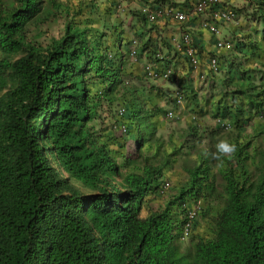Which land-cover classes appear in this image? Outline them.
Wrapping results in <instances>:
<instances>
[{"label":"trees","instance_id":"1","mask_svg":"<svg viewBox=\"0 0 264 264\" xmlns=\"http://www.w3.org/2000/svg\"><path fill=\"white\" fill-rule=\"evenodd\" d=\"M244 1L246 7L236 9L244 11L241 29L233 34L239 63L220 66L231 78L250 84L252 66L243 62L264 53V35L254 39L249 32L264 26V0ZM64 4L0 0V264H264V145L254 141L234 149L236 167L220 168L221 190L204 184L207 176L198 168L189 170L188 183L174 186L179 197L199 186L200 194L215 192L221 203L211 219L213 237L193 236L191 248L180 255L170 209L177 193L168 197L167 207L143 211L159 194L169 158L154 164L143 156L138 165L132 164L135 155H125V164L118 165L109 138L87 125L96 118L100 99L125 101L129 124L145 118L135 93L130 92L129 102L126 91L120 92L122 71L105 61L104 34L67 21L59 37L41 44L35 38L39 31H29L57 13L75 16ZM188 4L176 3L184 10ZM28 32L33 34L28 37ZM150 41L146 38L145 48ZM194 42H199L196 37ZM168 48L176 56L158 58L154 49L147 57L161 69L173 63L174 69L190 70L187 57ZM182 90L188 98L186 84ZM243 90L244 101L258 113L254 91ZM238 111L233 122L241 127L248 120Z\"/></svg>","mask_w":264,"mask_h":264},{"label":"rangeland","instance_id":"2","mask_svg":"<svg viewBox=\"0 0 264 264\" xmlns=\"http://www.w3.org/2000/svg\"><path fill=\"white\" fill-rule=\"evenodd\" d=\"M60 1L65 3L64 7L71 9L76 15L66 16L64 13H57L56 16L51 17L45 23L40 24L37 27L30 26L29 31H39V33L36 34L37 36L35 37L37 40L36 42L45 44L51 37H59L63 33L64 24L67 21H75L82 27L88 26L90 28H93L94 30L101 31L102 33H104L103 31H105L106 33L104 34H106V36L104 39V43L110 48L113 46V42L116 39H113L114 36L111 34L112 30L115 26H117V24L120 28L122 27V23L124 21L126 22L127 18H129L130 10L133 11L134 9H137V6L135 4L138 3V0H126L127 6L125 8V11H123L122 13L120 11H116L115 13L111 14L110 7L107 4V0ZM234 1L237 8L246 7V2L244 0ZM237 19L238 20L236 21V23L227 24L220 29L222 31L221 35L223 37H229L230 35H233L237 31V29H241V27H237V25L239 19H244V15L241 14ZM253 26L250 25L248 28L250 29ZM109 27H111L112 30L109 29ZM256 27V30H249V32L252 33H249L250 37L254 39L255 37L257 38V35H259L258 37H261V34L264 35V26L262 24H259L256 25ZM174 32L176 33L177 30L174 29ZM32 34L33 33L28 32V37ZM159 41L160 39H158V42ZM164 43H168V40ZM199 52L204 60V63H206L207 57L210 55V53H212L211 49H207L206 47H204ZM226 54L227 58L230 57L235 61L238 60V57H236L234 53L228 52ZM222 63L225 64V61H222ZM243 65L247 68L249 67V65H253L251 68L252 70H250L253 75V78H251V80L249 81L250 84L244 83V79L240 81L239 77L236 76L235 78H227L221 75L216 76L215 74V76L211 75L208 80L205 81L198 76V72L186 69L185 71L187 75L185 76L184 81H182V84H186L188 90H190L189 94H187L188 98H186V100L182 99L180 103H174L170 100V96H167V98L164 99L161 105L158 104L160 113H163V109L166 108L174 109L177 112H180L181 120L175 124H172L171 122H167L165 119H163V115L160 114L158 122H156L155 127H153L154 143L152 146L154 147V150L157 151L156 153H153L154 156H156V159L152 160H157L160 163L162 162V159H165L167 157L169 158L168 164L170 167V171L168 172L169 174H167L166 177L171 183V188L167 191L164 197L157 196L153 198L150 203L146 204L143 208L145 214L164 208L167 205L166 203L168 197H170V195L173 193H177V189L174 188V186L177 185V182L180 180L183 182L185 178H188V174H186L185 168L195 167L199 162L202 163L201 167H203V165H206L207 167H209V169H211L210 178L213 180L212 183L216 187V189L220 190L223 181L220 178L217 167H219L222 159L220 153H218L217 151V146H219V149H226L227 152V150L233 148L235 144L236 146H241L246 143L255 141L259 142L260 145H264V74L260 75L259 72L260 70L264 73V53L256 61H254V59L250 58L249 56L248 61L243 62ZM226 66L228 65L226 64ZM125 74L129 75V72H125ZM130 76L131 78L126 76V79L129 80L128 86L137 90L139 99L141 101H146V106L149 107L151 105V103L147 101L150 94V92H148L149 89L161 87L162 89L171 88L172 90L174 87L172 85L166 86V84H163L161 80L152 82L150 80H144L143 77H141L142 80H139L137 74L135 76L130 74ZM224 79H229V84L226 85V81H224ZM256 85H260L261 87H256ZM245 88H248L249 90H252L254 92L260 91V97H253L254 92L252 94L253 100L257 98L259 101L260 107L258 109V113H256V110L252 109L251 106H248L249 104L244 101V99L246 100V94L241 91H244L243 89ZM194 94H196V96H200V98L198 99V103H202L201 108L191 107L193 105H196L195 103H192V99H195L193 97ZM241 95L243 96L240 97ZM154 99L155 98L153 97L152 100ZM190 100H192V102H190ZM189 102L190 104H188ZM217 103H221V109L219 110L217 109V107H215V104ZM189 109H193L200 115L201 113H204V115H201L203 118H200V120L202 121L201 126L197 127V130L193 131V133L191 132L189 122L191 121V116L189 112L187 113ZM236 109L237 112H239L238 109H241L242 118L248 120L247 122H244L243 126L233 128L240 129L239 133L235 131L231 132V130L217 132L216 142H210V131L215 129L214 124H212V119L217 115L223 116L221 110H225L224 112L232 113L230 117L227 116V119L235 121L234 115L236 114ZM111 116V106H99L97 107L96 118L94 119L95 121L91 120L87 124L88 126L91 125L96 128L100 127V125H98L100 124V121H102L103 124H106L104 127H101L104 128L107 133L106 134L104 132L105 136H107L110 142H112L111 151L116 154L120 152L117 156L118 161L120 162L121 157L130 150V137L128 138L127 135L123 136L118 131H110L108 129V123L110 122ZM103 120L106 121L103 122ZM193 126L196 125L193 124ZM236 134L238 135L237 139H234V136ZM122 147L124 148V150L122 149ZM85 191L88 192L90 190L85 189ZM219 207L220 203L216 200L212 202V205H205V211L208 212L207 209H209V216H213L214 214H216ZM170 209L172 210L171 213L174 216L177 209L171 207ZM194 235H197L203 239H209L213 237V230L209 227L208 220L206 218L199 217L198 222L193 226L190 235H188L184 240L176 241V246L180 255L185 254L189 250V248H191V238Z\"/></svg>","mask_w":264,"mask_h":264},{"label":"clouds","instance_id":"3","mask_svg":"<svg viewBox=\"0 0 264 264\" xmlns=\"http://www.w3.org/2000/svg\"><path fill=\"white\" fill-rule=\"evenodd\" d=\"M190 1L191 0H188V3H189L188 6H190ZM231 2L235 5L234 0H231ZM173 3H171L170 5L175 7V8H181L180 5H176V3H179V2H173ZM246 3H245V6H246ZM107 4L110 7V13L111 14L115 13L116 11H120L122 13L123 11H125V8L127 6L126 0H107ZM144 5H145V3H142L141 5H139L137 7V9H134L133 11L130 10V12L128 11L130 20H128V18H127V21L126 22L124 21L122 23L121 28L118 26V24H117V26L114 27L113 30L111 29V27H109V29L112 30L111 34L114 36L113 39L116 38L115 41L113 42L112 47L109 48L104 43V39L106 36V34H104V33H106L105 31H103L104 32L103 33L104 36L102 38L103 42L100 43L101 51L105 55V61L110 62L113 67L118 66L122 71V82L120 84L121 85L120 92L124 93V91H126L127 98H128L127 101L130 102V100H132V98H131L132 96L130 95V92L133 91L135 93L134 98H136L138 101L142 102L143 107H145L143 109V114H142V115H145V118L141 122V124H136V122L133 124H129L126 120V105H127V103L125 101H123V100L121 101V99H120L115 104H113V103L112 104H106L103 99L102 100L100 99V103H101L100 106H104V105L111 106L112 116L110 118V122L108 123V125H109L108 129L110 131H118L123 136L127 135L128 138L130 137V150L127 151L126 154H124L121 157L120 162L118 161V157H117L118 153H120V152H118L117 154L112 152V154L116 155L114 157H116L115 160L118 163V165L125 164V162H126L125 155L126 156L131 155L130 156L131 158H133L134 155L136 156V158L132 164H138L139 165L142 162L143 156H149L151 162H153L154 164H159V162L157 160H152V159H156V156H154L153 153H156V151H157V150H154V147L152 146L154 143V139H153L154 133H152V137H149V135H147V132L148 131H149V133L151 131L154 132L153 127H155L156 122H158L160 114L163 115V117H164L163 119H165L167 122H171L172 124H175L181 120V114H180V112H177L176 110L169 109V108L163 109V113H160L159 111L156 112L155 108L160 109V108H158V106L162 104V102L164 101V99L167 98V96H170V100L173 101L174 103H180L182 101V99L186 100V97L183 96L182 86H184V85L182 84V81H184V78L187 75V73H184L185 70L184 71L178 70V67L180 68V65H178L176 69H174L173 63L171 65H169V66H172L174 69V76L172 79H170L168 81H164L161 79H154L153 80V79L146 78L144 70H145V65L147 63L153 64L154 68L158 69V71L161 69V67H159L154 62H152V60L148 59V57H147L148 54L145 55L144 53H142V51L145 49L144 42L146 40L145 39L143 42V38H142L143 35L133 33V32H131V29H130V28H133L137 25H140L142 27L140 30L145 31L147 28L146 26L149 27L150 25L157 23V21L152 22V23H149L146 21V19L144 18L143 14L141 12V8ZM235 7L237 8L236 5H235ZM237 9H239V8H237ZM243 13H244V11L241 14L243 15ZM138 14H140L141 16H139ZM241 14L239 13L238 17ZM237 20L238 19H236L233 22L220 23L218 26V31H219L218 33H211L208 30H206V32L208 33V36L205 38V41L211 46L212 49L209 48L204 43L201 45L199 42L198 43L194 42V37L197 38L198 35H196L193 32V30L196 29V30L200 31L202 29L195 28L194 26H192L193 28L187 29L192 36V42L194 43L195 47L197 48V51H198L197 55L200 59V64L202 67L200 66L201 68L199 67V69L196 70V69H193L192 66H189V65L188 66L190 67L191 71L198 72V76L201 79H204L205 81H207L208 78L211 75L213 76L214 74L216 76L221 75V76H224L227 78H231V75L229 73L225 72L224 70H221L222 66H220V64L222 63V61L223 62L225 61V64L223 63V67L226 68V64L229 65L231 62L239 63L238 60L235 61L234 59H232L230 57L227 58V54H226L228 52L233 53V46L235 43V38H234V35H230L229 37H226V38L223 37L221 35L222 31L220 29L222 27L226 26L227 24L236 23ZM240 21L241 20L239 19L237 26L240 25V23H239ZM192 22L193 21H191L190 23H192ZM191 30H192V32H191ZM93 31H97V30H93ZM99 32H101V31H99ZM173 37L179 38V36L174 35V36L170 37V43H168V44H170V46H172V47H173V45H172V38ZM133 38L137 39V42L135 44L132 43ZM209 40H210V42H209ZM219 40L231 41L232 46L229 49H221V51H218V50H216L215 46H216V42ZM204 47H206L207 49H211V52H212L207 57L206 63H204V60H203V58L199 52ZM132 50L135 51L134 56L131 55ZM159 53H161V52H159ZM170 53L168 56L162 55L161 58H166V59L170 58L169 57V56H171ZM157 54L158 53H156V55ZM0 55L2 57L1 52H0ZM213 56L218 59V65L216 68H212V66H209L210 65L209 64L210 58ZM16 57H17V55L13 56V58H16ZM142 57H145L147 61H142ZM157 57L160 58L159 56H157ZM239 67H240V65H239ZM125 72H129V75H126ZM259 72H260V75L264 74L263 71L259 70ZM130 74H132L134 76L137 74L139 80H142L141 77H143L144 80H150L152 82H157V81L161 80V82H163V84L165 83L166 86L172 85L174 87L172 90H171V88L162 89L161 87L149 89L148 92H150V94H149V97L147 99V101H149L151 103V105L149 107V106H146V103H145L146 101H144V100L141 101L139 99V95H138L137 90L128 86L129 80L126 79V76L131 78ZM214 79H215V77H214ZM224 81H226V85L229 84V82L226 79H224ZM158 86H160V85H158ZM89 87H92L91 81L89 82ZM176 88L180 89V97H182L180 102H176L174 100V97H173V93L175 92ZM96 91H97V87H96ZM96 91L93 89L91 94L93 95V93ZM91 94H90L91 98L89 97V99L92 100ZM241 96H243V95H241ZM153 97L155 98L154 100H152ZM199 98H200V96H197L195 99H192L193 102H192V100H190V102L196 104V105H193L191 107L201 108L202 103H198ZM190 102L188 104H190ZM220 106H221V103L215 104V107H217L218 110L221 109ZM121 107H123L125 109L124 116L121 117L119 120H117L118 122H114L116 120L117 112ZM96 111H97V109H96ZM169 111L173 112L177 116V118L175 120L166 117V113ZM221 111H223V110H221ZM188 112L191 116V121H189V122H190L191 132L193 133V131L197 130V127L201 126L202 121L200 120V118H203L201 115H204V113H201V115H200L198 112H196V111L194 112L193 109H189L187 111V113ZM231 115H232V113L227 112V114H225V115L223 114V116L217 115L215 118L212 119V124H214L215 129L210 131L211 132V137L209 138L210 142L211 141L216 142V139H217L216 133L217 132H223V131H230L231 130V132L235 131V132L239 133L240 129H233L235 127H238V124H236L232 120L227 119ZM94 119H95V117L90 118L88 120V122H90L91 120L95 121ZM105 121L106 120H103V122H105ZM99 123L100 124H98V125H100L99 128L102 129V133L103 134H104V132L106 133L105 129L102 128L106 124L101 123V121ZM118 123H120V125H118ZM153 123H155V125ZM122 124H124V127H125L124 130H122V126H121ZM193 124L196 126H193ZM96 129H98V128H96ZM202 132H206V131H202ZM237 136L238 135L236 134L234 136V139H237ZM131 143H132V145H131ZM132 147H133V149H132ZM238 147L239 146H236V144H235L233 146V148L228 149L226 152V149L222 150V149H219V146H217V151H218V153H220V156L222 159V161L219 164V167H217L219 175H220V168L228 165L229 163L234 164V162H235L234 161V149H237ZM122 149L124 150L123 147H122ZM149 153H152V154H149ZM131 161H128V162L131 163ZM201 164L202 163L199 162L197 164V166H195V167L185 168L186 174H188V178L187 179L185 178V180L183 182L181 180L178 181L177 184H182L184 182L188 183V181L190 180V177H191L189 175V170H191V169L196 170L197 168H198V171L204 170V173L207 176V178H205V180H204V184H207V185L213 184L212 183L213 180L210 178L211 169H209V167H207L206 165H203V167H201ZM168 166H169V164H168ZM234 167H236V164H234ZM123 169L126 170V168H123ZM120 172H123L125 174L127 171H121L120 170ZM167 174H169V173L167 172L166 176H167ZM166 176H165V178H163V180L160 183L159 190H158L159 194L157 196L164 197L166 195L167 191L171 188V183L168 181V178ZM220 178L223 181L221 175H220ZM223 183H224V181H223ZM222 186H223V184H222ZM222 186H221V189H222ZM204 187H205L204 190L209 192V190L207 189V186L204 185ZM213 187L216 190V187L214 185H213ZM186 191H188V192H186ZM186 191H185L186 193L184 192L185 194L183 193L182 195H180V197L178 196V193H177L176 197L173 199L175 201L173 202L172 205H174V207L177 209L176 214L174 215V220H173V222L175 223L174 228L178 227V228H176V231H177L176 241L177 240H184L187 238L188 235H190V233L193 229V226L195 225V223L198 222L199 217L200 218H206L208 220L209 227L211 228V219L215 214L213 216H209V209H207L208 212H206L205 211V205H212V202L216 201V200L219 201V203H220V200L216 199L215 192L213 193V195L211 197H207L208 194H205V196L200 194V187L199 186H196L192 190H186ZM157 196H155V197H157ZM155 197H153V198H155ZM150 201H149V203H150ZM220 207H221V203H220ZM146 214H148V213H146ZM180 223H181V225H180ZM180 230H181V233H180ZM194 236H197V235H194ZM204 240H207V239H204ZM176 241H175V244H176Z\"/></svg>","mask_w":264,"mask_h":264},{"label":"built area","instance_id":"4","mask_svg":"<svg viewBox=\"0 0 264 264\" xmlns=\"http://www.w3.org/2000/svg\"><path fill=\"white\" fill-rule=\"evenodd\" d=\"M235 5L231 0H191L190 6L187 9L175 8L171 5L164 6H153L145 4L141 8V12L147 22L152 23L160 20L174 21L180 25L182 32L179 38H172V45L176 50L183 56L187 57V62L189 66L193 69L198 70L201 66L200 59L197 55V48L192 42V36L187 30L188 28L205 29L211 33H218V26L220 23L233 22L238 17V12L236 11ZM193 21L192 23H190ZM184 28V30H183ZM137 39L133 38L132 43L135 44ZM232 46L231 41L219 40L216 42V50L221 51V49H229ZM135 51H131V55L134 56ZM175 54H172L173 56ZM157 56L162 57L161 53ZM176 56V55H175ZM178 61V56L174 57L173 62ZM209 66L216 68L218 65V59L216 57H211L209 61ZM202 67V66H201ZM200 67V68H201ZM145 75L148 79H161L168 81L174 76V69L172 66H167L158 71L154 68L153 64L147 63L145 65ZM174 100L180 102L182 97H180V89L176 88L173 93ZM125 109L121 107L116 115V120L118 122L121 117L124 116ZM167 118L175 120L177 116L169 111L166 113ZM120 125V123H118ZM122 130L125 129L124 124L121 125Z\"/></svg>","mask_w":264,"mask_h":264},{"label":"crops","instance_id":"5","mask_svg":"<svg viewBox=\"0 0 264 264\" xmlns=\"http://www.w3.org/2000/svg\"><path fill=\"white\" fill-rule=\"evenodd\" d=\"M185 0H138V3L135 4L137 7L139 5H141L142 3L145 4H149V5H153V6H164V5H170L173 2H183ZM128 5H132V4H128ZM128 20H130V18H128ZM142 27L140 25H137L131 29V32L136 33V34H142L143 35V42L146 38H150L151 37V44L150 47H146L142 53L152 54V51L154 49H156L157 53L161 52L162 55H166L168 56L170 51L168 48V43H170V37L177 35L180 36L182 29H180V25H178L177 23H175L174 21H168V20H160L157 21V23H155V27L152 29L147 28L145 31L140 30ZM174 29L177 30V32H174ZM190 29V28H189ZM184 30V28H183ZM192 32V30H191ZM193 32L198 35L197 36V40L199 41V43L202 45L203 43L205 45H207L209 48H211V46L205 41V38L208 36L207 32H201L199 30L194 29ZM158 39H160V41L158 42ZM167 40L169 41L168 43H164L167 42ZM203 40V41H202ZM157 46V47H156ZM212 49V48H211ZM149 51V52H148ZM142 61H147L145 57H142ZM178 70L180 71V68L178 67Z\"/></svg>","mask_w":264,"mask_h":264}]
</instances>
